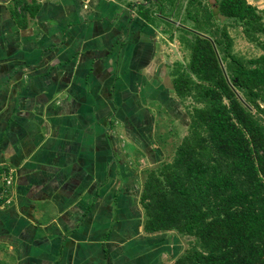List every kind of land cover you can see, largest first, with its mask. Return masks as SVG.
Returning <instances> with one entry per match:
<instances>
[{
    "label": "crops",
    "instance_id": "0c3cea01",
    "mask_svg": "<svg viewBox=\"0 0 264 264\" xmlns=\"http://www.w3.org/2000/svg\"><path fill=\"white\" fill-rule=\"evenodd\" d=\"M27 1L22 24L0 0V162L15 169L0 264H169L153 252L170 230L147 232L140 202L138 156L187 114L157 20L134 0Z\"/></svg>",
    "mask_w": 264,
    "mask_h": 264
},
{
    "label": "trees",
    "instance_id": "16d2710c",
    "mask_svg": "<svg viewBox=\"0 0 264 264\" xmlns=\"http://www.w3.org/2000/svg\"><path fill=\"white\" fill-rule=\"evenodd\" d=\"M144 1L132 3L156 20ZM148 1L157 3L160 18L169 15L163 1ZM13 2L22 9L12 8L22 24L39 7ZM221 14L262 52L236 53ZM185 17L193 22L179 23V39L189 61H177L170 75L180 102L192 99L188 132L171 160L143 170L144 229L189 237L170 264H264V7L249 0L199 1L188 5Z\"/></svg>",
    "mask_w": 264,
    "mask_h": 264
},
{
    "label": "rangeland",
    "instance_id": "374dc122",
    "mask_svg": "<svg viewBox=\"0 0 264 264\" xmlns=\"http://www.w3.org/2000/svg\"><path fill=\"white\" fill-rule=\"evenodd\" d=\"M135 1V0H134ZM143 1V0H141ZM163 1L164 11L169 15L164 17H159V8L157 3L154 2H145L147 6L153 7V11L155 12L153 15L155 16L156 22L159 24L158 30L161 31L159 34L158 40L163 44V50L166 58L168 59V71L164 74H168L166 77L168 80V84L172 87V76L170 75V70L177 66L176 62L181 60L184 64L189 61V49H187L180 41L179 34L181 33V28L179 23L183 21V24L191 25L193 19L189 17H185L187 15V7L188 5L198 4L199 1L202 4H207L209 6H213L216 0H193V3H190L191 0H160ZM255 3L259 8L264 7V0H249ZM176 22H174V21ZM220 23H226L229 27V30L234 38L233 49L236 53L241 56L251 57L256 56L262 52V49L258 46L254 41L249 40L243 33L242 26L238 24H233L228 22L227 16H222L218 19ZM217 20V21H218ZM153 23V20H150ZM155 22V20H154ZM155 25V24H154ZM171 32H173V37L170 36ZM181 106V108H180ZM192 99L190 97L181 101L178 104V111L174 110L175 107L173 104H170L171 109L174 113L179 112L180 110H184L187 112L189 108L191 109ZM173 120V121H172ZM188 122L189 117L188 113L184 114V118L175 119L171 115H167V121H163L162 125L157 126V137L156 138V146L155 152L158 155H155L152 160H149L147 157L144 158L142 156H138L139 163L145 165L146 167H151L153 165L159 164L162 160L172 159L175 153V149L177 144L182 140L183 136L188 132ZM143 182V180H142ZM189 237L186 235H181L176 230H170L165 236L160 237L157 241L165 242L166 246L162 243L161 245L154 246V255H159L160 253H165L163 256V262H168L169 264L172 262V253L174 254L175 250L182 251L187 245H189ZM164 248L166 250L164 251ZM171 250L172 253L167 254V250ZM171 260V261H170Z\"/></svg>",
    "mask_w": 264,
    "mask_h": 264
},
{
    "label": "built area",
    "instance_id": "2783aa9c",
    "mask_svg": "<svg viewBox=\"0 0 264 264\" xmlns=\"http://www.w3.org/2000/svg\"><path fill=\"white\" fill-rule=\"evenodd\" d=\"M15 169L0 162V208L11 203L14 192Z\"/></svg>",
    "mask_w": 264,
    "mask_h": 264
},
{
    "label": "water",
    "instance_id": "95a60500",
    "mask_svg": "<svg viewBox=\"0 0 264 264\" xmlns=\"http://www.w3.org/2000/svg\"><path fill=\"white\" fill-rule=\"evenodd\" d=\"M222 15V14H221ZM222 16H224V15H222ZM214 42V41H213ZM214 45H215V47H216V44L214 43ZM219 54V53H218Z\"/></svg>",
    "mask_w": 264,
    "mask_h": 264
},
{
    "label": "flooded vegetation",
    "instance_id": "af4514ba",
    "mask_svg": "<svg viewBox=\"0 0 264 264\" xmlns=\"http://www.w3.org/2000/svg\"><path fill=\"white\" fill-rule=\"evenodd\" d=\"M148 1V0H147ZM147 1H144V2H147ZM149 2V1H148ZM165 16V15H164ZM174 21V20H173ZM174 22H176V21H174Z\"/></svg>",
    "mask_w": 264,
    "mask_h": 264
}]
</instances>
